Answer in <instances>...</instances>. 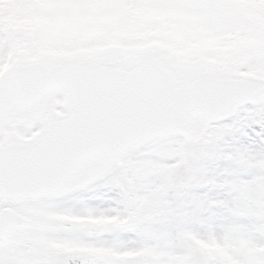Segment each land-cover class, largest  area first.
Wrapping results in <instances>:
<instances>
[{
	"label": "snow or ice",
	"instance_id": "obj_1",
	"mask_svg": "<svg viewBox=\"0 0 264 264\" xmlns=\"http://www.w3.org/2000/svg\"><path fill=\"white\" fill-rule=\"evenodd\" d=\"M0 264H264V0H0Z\"/></svg>",
	"mask_w": 264,
	"mask_h": 264
}]
</instances>
